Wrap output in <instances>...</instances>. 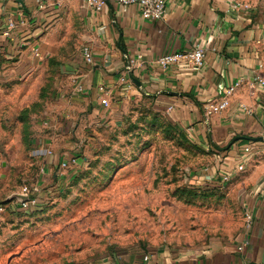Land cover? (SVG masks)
I'll use <instances>...</instances> for the list:
<instances>
[{
	"label": "rangeland",
	"instance_id": "obj_1",
	"mask_svg": "<svg viewBox=\"0 0 264 264\" xmlns=\"http://www.w3.org/2000/svg\"><path fill=\"white\" fill-rule=\"evenodd\" d=\"M53 1L46 36L57 54L0 84V264H182L235 245L246 194L234 177L209 175L211 152L146 96L96 113L74 101L57 64L80 52L83 23L72 0ZM236 1L264 62V0ZM25 186L38 188L29 208Z\"/></svg>",
	"mask_w": 264,
	"mask_h": 264
},
{
	"label": "crops",
	"instance_id": "obj_2",
	"mask_svg": "<svg viewBox=\"0 0 264 264\" xmlns=\"http://www.w3.org/2000/svg\"><path fill=\"white\" fill-rule=\"evenodd\" d=\"M87 1H70L78 5L70 15L83 23L81 50L57 64L74 101L96 113L146 96L195 144L212 153L209 175L234 177L246 194L244 209L252 215V224L236 244L214 246L182 264H264V88L250 86L256 75L264 77V62L256 50L258 31L247 10L234 8L236 0H172L163 19L151 20L136 4L108 0L97 10ZM57 11L53 0L43 4L0 0V84L28 77L44 64L43 56L48 61L57 54L46 36V26L54 24ZM10 20L16 26L7 36ZM85 45L93 51L91 64L82 55ZM197 46L205 49L201 67L186 59L167 66L158 63L161 56ZM125 55L141 56L132 72L140 86L126 74ZM237 82L240 86L227 94ZM100 85L111 90L108 106L101 102ZM78 86L83 90L78 91ZM223 98L228 99V107L207 117V104ZM240 164L243 171L237 169ZM244 239L248 244L238 251Z\"/></svg>",
	"mask_w": 264,
	"mask_h": 264
},
{
	"label": "built area",
	"instance_id": "obj_3",
	"mask_svg": "<svg viewBox=\"0 0 264 264\" xmlns=\"http://www.w3.org/2000/svg\"><path fill=\"white\" fill-rule=\"evenodd\" d=\"M108 0H88L87 5L92 6L97 10H100L103 8ZM115 2L122 4V5H128V4H136L140 6L142 16L146 19L151 20H160L163 19L167 13L168 4L172 0H114ZM234 8H247L243 6V4L239 1H234ZM15 22L13 20H10L8 22V27L5 30V35L9 36L11 34V31L15 28ZM35 54L39 56V51L35 49ZM82 55L84 60L91 64L94 61V55L92 49L85 45L82 48ZM141 56L138 57H132L125 55V59L127 61L125 71L126 74H130L133 72L134 68L137 66ZM186 59L188 62H190L194 67L198 68L201 67L204 64L205 61V49L203 47L197 46L190 50L189 52L183 53V52H176V53H170L166 54L164 56H161L158 59V63L162 66H167L169 64L178 62L180 60ZM261 67V65H260ZM240 82H237L233 87H230L227 90V94H231L234 91V87L240 86ZM250 86L252 88H255L256 86H260L264 88V77L262 75H256L254 77V80L251 81ZM78 91H82V86L77 87ZM98 92L101 94V102L105 106H108V98L107 96L111 93V90L107 88L105 85H100L98 87ZM105 95V97H103ZM229 105V101L227 98H223L221 101H215L210 102L205 107V112L207 117L212 116L213 114L220 113L221 111L225 110ZM245 150L248 152L250 150L249 147H246ZM264 152V148H263ZM74 161H76L74 159ZM68 161L63 160L61 163V166L65 167L67 166ZM244 167L242 164L238 166L239 170H242ZM229 175L222 176V181L225 182L226 180H229ZM262 183L264 185V176ZM38 188L32 189L28 186H25L22 188L21 195L27 196L26 200H19V205L22 208H29L31 206H34L38 202L37 194L35 191H37ZM246 223L247 228L252 224V215L246 211ZM248 244V240L244 239L237 245L238 251H243L245 249V246ZM145 259H148V257H145Z\"/></svg>",
	"mask_w": 264,
	"mask_h": 264
},
{
	"label": "water",
	"instance_id": "obj_4",
	"mask_svg": "<svg viewBox=\"0 0 264 264\" xmlns=\"http://www.w3.org/2000/svg\"><path fill=\"white\" fill-rule=\"evenodd\" d=\"M19 3L21 4H24L25 3V0H17ZM130 77L131 79L133 80V82H135L138 86L141 85V82L139 80H137L136 78L133 77L132 73H130ZM18 197L21 199V200H26L27 199V196L25 195H18Z\"/></svg>",
	"mask_w": 264,
	"mask_h": 264
},
{
	"label": "trees",
	"instance_id": "obj_5",
	"mask_svg": "<svg viewBox=\"0 0 264 264\" xmlns=\"http://www.w3.org/2000/svg\"><path fill=\"white\" fill-rule=\"evenodd\" d=\"M178 127V126H177ZM179 129H181V128H179ZM182 130V129H181Z\"/></svg>",
	"mask_w": 264,
	"mask_h": 264
}]
</instances>
